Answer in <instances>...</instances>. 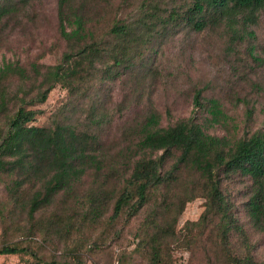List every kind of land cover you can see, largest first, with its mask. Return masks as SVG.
Here are the masks:
<instances>
[{"label": "rangeland", "instance_id": "374dc122", "mask_svg": "<svg viewBox=\"0 0 264 264\" xmlns=\"http://www.w3.org/2000/svg\"><path fill=\"white\" fill-rule=\"evenodd\" d=\"M57 4L0 0L1 13L10 10L0 16V67L18 64L27 74L7 81L11 93L35 94L71 51L59 33ZM189 6L185 0L84 1L82 9L103 39L101 60L71 85L57 83L45 101L28 106L35 111L29 124L99 133L108 157L100 172L87 169L71 192L60 189L33 212L30 201L49 179L47 167L0 169V248L20 249L0 254V264H264V225L249 214L254 188L248 175L222 178L235 221L226 235L218 216L207 212L203 180L186 168L152 189L135 214L126 208L113 215L119 175L131 167L118 153L136 140L151 112L159 114L160 127L194 117L207 133L232 141L264 132V11L254 22L235 21L239 32L233 34L222 21L193 27L186 20ZM116 23L126 24L129 34L112 35ZM196 91L202 106L194 103ZM211 98L229 116L227 123L205 121ZM151 245L159 247V260L152 258Z\"/></svg>", "mask_w": 264, "mask_h": 264}, {"label": "trees", "instance_id": "16d2710c", "mask_svg": "<svg viewBox=\"0 0 264 264\" xmlns=\"http://www.w3.org/2000/svg\"><path fill=\"white\" fill-rule=\"evenodd\" d=\"M85 0H58V29L71 47L64 53L60 63L52 67L51 79L43 78L33 95L20 96L11 93L7 81L12 77L27 78L26 70L18 64L7 63L0 67V169L20 168L31 171L45 166L50 173L43 190H37L30 201L33 212L42 204H48L60 189L71 192L87 169L100 172L108 153L101 147V135L80 131L67 124L55 127L30 125L35 111L28 106L43 102L57 83L71 85L81 71L101 60L103 39L96 35L91 19L84 13ZM189 1L186 20L195 28H203L209 21L225 22L233 34L239 30L235 21L251 23L257 13L264 11V0H185ZM2 11V10H1ZM0 16L9 13L7 8ZM174 17L171 12L168 18ZM109 32L115 37H125L130 29L124 23L113 24ZM252 35V31L242 28ZM120 63L122 57L116 55ZM36 74H41L33 66ZM194 103L202 106L200 91L194 95ZM208 123H227L229 116L216 99L207 105ZM252 113L247 110V116ZM94 123L100 125L99 119ZM159 114L151 112L140 124L137 138L126 144L118 155L131 164L128 173H121L122 186L114 203L113 215L129 208L135 214L148 201L150 191L173 179L181 168L190 170L204 182L208 200L207 212L217 215L223 235L234 226L228 200L222 192V178L232 174L248 175L254 192L248 202L249 214L256 224L264 225V132L256 131L249 136L230 140L204 130V123L194 117L183 119L166 127H160ZM154 153H156L154 155ZM172 161L171 166L166 165ZM15 187L19 185L14 182ZM20 249L4 245L0 254H16ZM152 258L160 259V249L151 245ZM237 264H247L236 261ZM51 264H70L51 263Z\"/></svg>", "mask_w": 264, "mask_h": 264}]
</instances>
